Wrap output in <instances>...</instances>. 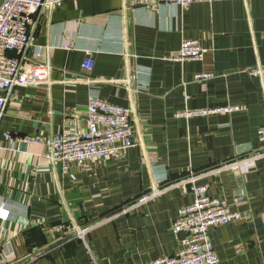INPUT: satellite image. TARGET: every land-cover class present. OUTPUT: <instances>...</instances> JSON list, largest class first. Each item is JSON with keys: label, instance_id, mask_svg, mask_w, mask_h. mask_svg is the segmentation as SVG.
Listing matches in <instances>:
<instances>
[{"label": "crops", "instance_id": "crops-1", "mask_svg": "<svg viewBox=\"0 0 264 264\" xmlns=\"http://www.w3.org/2000/svg\"><path fill=\"white\" fill-rule=\"evenodd\" d=\"M30 37L33 50L51 46L42 56L50 83L6 95L0 203L11 214L0 219V264H144L175 255L171 225L192 202V184H206L241 215L209 231L219 264H264V156L249 170L222 169L264 147V77L249 74L264 64V0H61L34 15ZM183 39L200 43L202 60L166 59ZM86 51L94 58L88 71ZM90 95L135 109L133 145L63 172L26 138L85 130ZM226 104L246 109L179 115ZM59 222L86 230L58 233Z\"/></svg>", "mask_w": 264, "mask_h": 264}, {"label": "built area", "instance_id": "built-area-1", "mask_svg": "<svg viewBox=\"0 0 264 264\" xmlns=\"http://www.w3.org/2000/svg\"><path fill=\"white\" fill-rule=\"evenodd\" d=\"M61 0H2L0 3V117L7 103L6 95L14 88L27 85L49 84L50 66L47 59L51 48L37 46L33 50L30 27L34 24V15L39 11L54 7ZM131 4L149 5L152 2L186 7L195 2L212 0H129ZM65 46V45H64ZM32 49V50H31ZM205 49L195 39H183L176 55L167 57L170 61H200ZM84 70L94 67L93 52L86 51L82 63ZM252 77H264V64L249 69ZM208 73H197L196 79L209 77ZM241 104H226L203 110H187L179 113L184 116H197L209 113L230 114L245 110ZM135 109L119 106L90 95L86 105L87 128L72 131L64 128L59 133L47 137H27V141L43 147L42 156L59 164L63 172L73 165L84 166L90 163L107 161L122 155L133 145L132 121ZM258 139L264 145V126L257 130ZM264 156V147L257 153L222 165V169L243 166L249 170L255 167L257 160ZM194 176L190 178L193 180ZM155 187L143 194L138 201L145 202L158 193ZM193 200L179 207L171 230L179 245L175 255L160 257L144 264H219L209 231L227 225L241 218L230 209L226 199L211 196L206 184H192ZM10 206L0 203V219L8 220ZM58 233L75 232L83 236L86 229L59 222L53 226ZM96 264V263H93Z\"/></svg>", "mask_w": 264, "mask_h": 264}, {"label": "water", "instance_id": "water-1", "mask_svg": "<svg viewBox=\"0 0 264 264\" xmlns=\"http://www.w3.org/2000/svg\"><path fill=\"white\" fill-rule=\"evenodd\" d=\"M2 0H0V3H1Z\"/></svg>", "mask_w": 264, "mask_h": 264}, {"label": "trees", "instance_id": "trees-1", "mask_svg": "<svg viewBox=\"0 0 264 264\" xmlns=\"http://www.w3.org/2000/svg\"><path fill=\"white\" fill-rule=\"evenodd\" d=\"M90 224V223H89Z\"/></svg>", "mask_w": 264, "mask_h": 264}]
</instances>
